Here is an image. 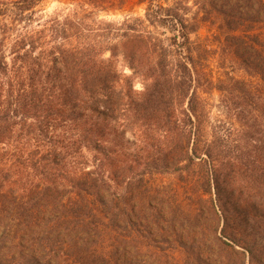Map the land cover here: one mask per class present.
<instances>
[{
  "label": "trees",
  "instance_id": "16d2710c",
  "mask_svg": "<svg viewBox=\"0 0 264 264\" xmlns=\"http://www.w3.org/2000/svg\"><path fill=\"white\" fill-rule=\"evenodd\" d=\"M40 1L0 0V264H264V0L91 26L40 24ZM213 54L258 85L214 79ZM162 175L185 198L148 189Z\"/></svg>",
  "mask_w": 264,
  "mask_h": 264
},
{
  "label": "rangeland",
  "instance_id": "374dc122",
  "mask_svg": "<svg viewBox=\"0 0 264 264\" xmlns=\"http://www.w3.org/2000/svg\"><path fill=\"white\" fill-rule=\"evenodd\" d=\"M147 1L148 0H145V3L140 4L138 0H41L40 4L35 9V18L36 20H39L41 22L40 24L48 19H63L65 17H69L70 19L75 18V20H77L78 22H80L81 20V22H83V24L87 26H91L96 23L94 20L105 22H121L126 17H142L144 15ZM153 1L162 3V1L160 0ZM103 10H107V12H104ZM212 31L213 27L207 25L199 31L198 36L201 39H205V42L211 43V41H213ZM206 39L208 40L206 41ZM208 67L214 79L221 76L224 72H229V74L237 78L245 79L253 86L258 85L257 79H250L245 77V75L237 70V68L230 65L223 66V63L214 54L213 59H210L208 62ZM207 99L208 103L212 106L211 118L212 120H215L218 113L213 106L217 104L218 94L212 93L207 97ZM149 179L150 180H148V183L151 185V187L148 189L155 187L159 188L161 194H164L165 192L164 199L168 198V200L171 199V201H178L183 197L181 191L178 190L176 180L172 176H154ZM170 191L173 195L170 193ZM183 207L186 211H188L185 205H183ZM174 219V221L177 222L175 224L178 227H182L184 229L189 228L191 231L194 229L195 225H197L196 223H194L191 217L185 215V212H182L180 209H176V215L174 216ZM203 231H207L205 227H203ZM122 235H125V233H123ZM137 244H139L141 247L143 243L142 241L131 243L127 242L126 246L130 248L129 250L131 253L136 254L138 253ZM135 247L137 248V250ZM156 251L161 256H166L168 259L179 257L178 249L172 242L168 245L163 244ZM147 258L148 256H145V259Z\"/></svg>",
  "mask_w": 264,
  "mask_h": 264
}]
</instances>
